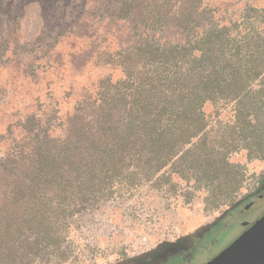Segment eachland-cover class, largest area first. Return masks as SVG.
<instances>
[{"label":"rangeland","instance_id":"rangeland-1","mask_svg":"<svg viewBox=\"0 0 264 264\" xmlns=\"http://www.w3.org/2000/svg\"><path fill=\"white\" fill-rule=\"evenodd\" d=\"M175 1L0 0V207L11 183L50 179L48 162L67 136L73 108L104 78L120 79L116 53L137 39L135 17L120 8L135 14L146 7L140 20L159 31ZM190 1L210 8L216 30L227 24L239 38L251 28L264 48V0ZM262 82L253 85L262 90L260 105ZM234 104H206V127L157 171L152 163L124 161L112 168L117 175H90L83 186L64 175L62 189H43L34 198L21 193L7 214L18 224L10 233L17 264H150L264 189V139L256 153L257 123L236 118ZM263 215L264 193L240 220L216 230L190 264H209L246 220Z\"/></svg>","mask_w":264,"mask_h":264},{"label":"trees","instance_id":"trees-1","mask_svg":"<svg viewBox=\"0 0 264 264\" xmlns=\"http://www.w3.org/2000/svg\"><path fill=\"white\" fill-rule=\"evenodd\" d=\"M167 6L164 20L156 21L165 23L162 31L143 25L140 19L146 7L139 13L137 7L135 14L120 8L135 17L131 25L137 38L116 53L121 77L117 81L104 78L94 95L73 108L67 117V136L48 162L50 179L46 175L8 185L7 202L0 207V264H17L10 233L18 224L7 214L19 204L21 193L34 198L40 190L54 186L58 190L67 186L61 181L64 175L83 186L90 175H117L112 168L124 161L152 163L157 171L206 127L203 108L208 103H235L236 118H253L257 131L252 138L255 152H260L264 104L260 105L262 90L253 89L258 82L264 85L259 35L249 30L247 22L243 25L249 31L239 38L231 37L227 24L216 30L209 20L210 8L202 3L176 0ZM165 32L171 35L165 37ZM251 94L257 97L243 107ZM213 171L220 172L215 166ZM236 183L232 180L231 185Z\"/></svg>","mask_w":264,"mask_h":264},{"label":"flooded vegetation","instance_id":"flooded-vegetation-1","mask_svg":"<svg viewBox=\"0 0 264 264\" xmlns=\"http://www.w3.org/2000/svg\"><path fill=\"white\" fill-rule=\"evenodd\" d=\"M263 193L264 189L253 195L246 196L244 199L229 208L211 225L201 229L191 241L187 240L181 242L178 246L165 251L150 264H190L195 261L198 255L201 254L206 241L212 238L213 233L221 227L233 223L235 220H240V216H242L246 210L252 209L255 200H258ZM259 219L260 218L256 217L246 220L237 235L239 236L247 231Z\"/></svg>","mask_w":264,"mask_h":264},{"label":"water","instance_id":"water-1","mask_svg":"<svg viewBox=\"0 0 264 264\" xmlns=\"http://www.w3.org/2000/svg\"><path fill=\"white\" fill-rule=\"evenodd\" d=\"M209 264H264V215Z\"/></svg>","mask_w":264,"mask_h":264}]
</instances>
